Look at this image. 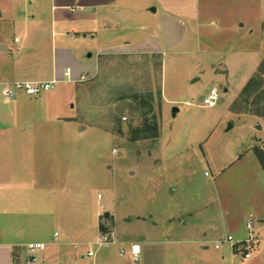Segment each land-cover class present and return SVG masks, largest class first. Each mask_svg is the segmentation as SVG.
I'll return each mask as SVG.
<instances>
[{"label":"rangeland","instance_id":"rangeland-1","mask_svg":"<svg viewBox=\"0 0 264 264\" xmlns=\"http://www.w3.org/2000/svg\"><path fill=\"white\" fill-rule=\"evenodd\" d=\"M198 1L199 30L165 54L162 68L157 56L106 55L95 76L58 81L33 97L39 106L19 107L26 112L21 123H37L29 139L10 134L13 146L6 154L0 148V171L5 159L10 170L39 161V183L20 190L11 208L34 211L35 223L68 232L80 264L108 256L134 264L132 246L119 241L145 239L163 242L147 264H264V170L253 151H264V89L240 100L264 61V0ZM91 53L94 63L92 50L85 61ZM213 88L217 105L203 107ZM23 94L0 103L5 125L16 120L9 114ZM144 113L157 130L139 139L132 128L141 127ZM99 225L117 244L96 245ZM252 234L250 259L224 242Z\"/></svg>","mask_w":264,"mask_h":264},{"label":"crops","instance_id":"crops-1","mask_svg":"<svg viewBox=\"0 0 264 264\" xmlns=\"http://www.w3.org/2000/svg\"><path fill=\"white\" fill-rule=\"evenodd\" d=\"M199 21L198 0H0V103L10 102L6 99V86L10 83H78L93 77L106 55L157 56L162 68L165 54L175 53L184 45L195 26L199 30ZM91 50L97 56L95 64L93 53L87 57L90 62L85 61L86 53ZM33 97L23 94L13 101L16 109L9 115L16 120L12 125L0 121L1 140L10 134L21 141L29 139L26 135L31 134L37 122L21 123L19 119L26 112L18 108L39 106V100ZM6 115L0 109V119L6 121ZM51 129L56 130L44 128ZM85 131L86 127L80 132ZM11 146L8 139L0 142L5 154ZM10 162L5 159L0 171V264H26L31 255L29 244L44 245V250L37 253L35 264H80L78 244L70 239L68 232L62 235L45 223H35L34 211L11 208L20 190L32 189L39 183V175L33 171L39 161L22 160L18 168L11 170ZM108 214L115 222V217ZM119 243L140 250L139 264H147L151 252L157 253L163 247V242L147 239ZM80 258L84 260L83 256ZM101 264L115 263L108 256Z\"/></svg>","mask_w":264,"mask_h":264},{"label":"built area","instance_id":"built-area-1","mask_svg":"<svg viewBox=\"0 0 264 264\" xmlns=\"http://www.w3.org/2000/svg\"><path fill=\"white\" fill-rule=\"evenodd\" d=\"M58 81H50V82H16V83H10L6 86V99L11 100L19 93H24L28 96H34L38 97L44 92H49L54 88V85ZM219 96L218 91L216 88H213L211 92L204 98L203 100V107L206 108H213L217 105ZM117 153V150L114 151ZM99 198L101 199L102 196L99 195ZM252 225L248 224V228H251ZM58 236V234H56ZM225 243H231L233 250L235 249L242 251L243 257L245 259L251 258V253L248 252L251 245L255 242V235H251V237L248 240L236 242L234 241L232 236H229L225 241ZM114 245L117 244V240L115 239V236L113 233L108 231H102L100 239L97 241L96 245L98 246H108V245ZM216 248H219V244H216ZM28 250L31 252V255L28 257L26 264H35L37 262V253L44 250V245L42 244H29ZM136 246L132 247L131 256L133 258L134 263L139 264L141 261V252L140 250H136ZM125 252L122 250L121 255H124ZM89 258L95 257V252L92 250L88 251Z\"/></svg>","mask_w":264,"mask_h":264},{"label":"trees","instance_id":"trees-1","mask_svg":"<svg viewBox=\"0 0 264 264\" xmlns=\"http://www.w3.org/2000/svg\"><path fill=\"white\" fill-rule=\"evenodd\" d=\"M262 89H264V61L261 63L258 71L255 73V75L250 79L249 83L246 85V87L244 88V90L241 93V97L240 100L243 97H250L252 94H255L257 96H260L259 94L262 93ZM138 96H136V103L138 102ZM128 97H123L122 99H127ZM246 102H248V99H245ZM140 103H144V100H139ZM138 102V103H139ZM148 114V113H146ZM144 113V115H141V118L143 119V123L141 125V127H139L138 129H134L132 128V132H134V134L137 136V138L139 139H143V138H149L150 136L148 135V131L149 130H157V127L154 126L153 123H151V120L147 119V115ZM261 118L264 119V115H261ZM123 124V120L120 118L119 119V126L122 127ZM120 129V128H119ZM156 136L158 135V133H155ZM154 136V137H156ZM254 153L256 155V157L258 158L260 165L262 167V169L264 170V151H262L261 149L258 148H254ZM105 230L104 226H100V231ZM237 250V249H235Z\"/></svg>","mask_w":264,"mask_h":264},{"label":"water","instance_id":"water-1","mask_svg":"<svg viewBox=\"0 0 264 264\" xmlns=\"http://www.w3.org/2000/svg\"><path fill=\"white\" fill-rule=\"evenodd\" d=\"M177 112H178V109L177 108H174L173 109V116H175ZM106 217H109V214L108 213H106Z\"/></svg>","mask_w":264,"mask_h":264},{"label":"bare ground","instance_id":"bare-ground-1","mask_svg":"<svg viewBox=\"0 0 264 264\" xmlns=\"http://www.w3.org/2000/svg\"><path fill=\"white\" fill-rule=\"evenodd\" d=\"M137 250V249H136Z\"/></svg>","mask_w":264,"mask_h":264}]
</instances>
